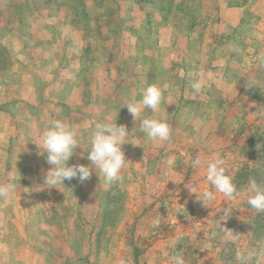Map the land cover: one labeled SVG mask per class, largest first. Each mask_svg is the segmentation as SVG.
Listing matches in <instances>:
<instances>
[{"label":"rangeland","instance_id":"obj_1","mask_svg":"<svg viewBox=\"0 0 264 264\" xmlns=\"http://www.w3.org/2000/svg\"><path fill=\"white\" fill-rule=\"evenodd\" d=\"M198 77L207 86L194 94ZM150 84L164 102L143 116L167 122L170 142L148 141L143 117L123 107ZM259 109L264 0H0V184L18 185L0 200V264H170L174 252L186 264H240L237 253L264 251V213L246 197L217 192L205 205L185 187H207L191 161L215 153L238 190L264 183ZM116 112L130 133L124 180L109 185L93 168L83 182L43 185L52 166L35 143L49 122L76 124L87 146ZM88 151L69 166L89 165Z\"/></svg>","mask_w":264,"mask_h":264},{"label":"clouds","instance_id":"obj_2","mask_svg":"<svg viewBox=\"0 0 264 264\" xmlns=\"http://www.w3.org/2000/svg\"><path fill=\"white\" fill-rule=\"evenodd\" d=\"M231 52L239 50L230 46ZM251 83V81L249 80ZM207 86L205 78L198 77L191 81V88L194 94H201ZM164 102L163 89L155 84L147 85L139 100H126L123 107H127L129 113L137 120H140V131L148 141L170 142L172 129L170 125L155 118V116H143L144 110L149 109L156 113ZM264 114V109H259ZM118 112L114 113V119L98 121L94 124L92 131L88 134L87 146L81 145V137L84 131L78 129L76 124L62 119H54L49 122L39 136V143H35L46 154V161L52 167L44 177L43 185L48 188L64 186V181H71L74 178L83 182L90 178L93 168L96 173H102L104 181L111 184H118L124 180V170L128 167V160L122 151V146L129 143V131L124 125H117L116 118ZM131 143V142H130ZM78 147H87V160L89 165L74 164L69 166L68 162L76 153ZM83 155V153H81ZM193 169L203 167L206 170L207 187L201 189L197 184L185 183V187L190 194H195L196 199L205 205L216 199V193L222 194L226 200H234L239 196L246 197V203L258 213H264V183H258L256 179H249L247 186L237 189L233 182V177L226 171L225 159L219 153H215L210 160H202L196 157L191 161ZM18 185L13 183L0 184V200L11 199L17 190ZM233 210L228 206L224 208L223 215L229 217ZM161 217L158 216L153 221V227H158ZM221 231L235 237L228 229L221 224ZM181 237H177V240ZM170 264H186L182 252H174L169 257ZM264 259V251L237 253V260L240 264H248L249 260H255L260 264Z\"/></svg>","mask_w":264,"mask_h":264}]
</instances>
